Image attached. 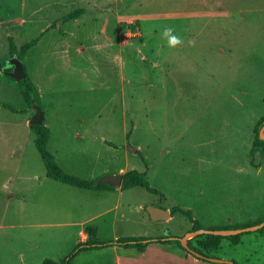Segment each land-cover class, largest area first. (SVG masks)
I'll return each instance as SVG.
<instances>
[{
    "label": "rangeland",
    "instance_id": "1",
    "mask_svg": "<svg viewBox=\"0 0 264 264\" xmlns=\"http://www.w3.org/2000/svg\"><path fill=\"white\" fill-rule=\"evenodd\" d=\"M117 7L123 43L116 38L114 46L92 50L88 59L80 60L89 79L70 69L63 54H48L54 36L70 38L73 47L101 43V21L112 18ZM81 8L87 10L85 23L65 27L64 17ZM23 9L29 22L25 26L1 23L18 19ZM46 21L54 27L47 30ZM165 26H173L184 44L169 48L162 35ZM109 32L114 34L115 28ZM37 39L39 44L22 61L40 87L37 103L52 130L49 150L64 171L91 179L107 171L137 170L158 193L124 191L119 209L110 211L118 204L117 195L95 204L86 195L66 191L59 193L56 215L27 217L26 225H62L77 221L71 212L86 219L101 211L106 212L103 217L87 223L99 229L100 243L142 235H189L197 245L195 238L206 240L203 235H210L209 230L264 219V150L254 147L264 120V0H0V120L15 123L0 125V149H16L26 144L28 135L40 158L35 134L24 127L36 99L29 105L21 81L10 76L17 57H11V41L20 51ZM188 40H195V45H188ZM63 119L73 123L66 133ZM4 134L17 137L6 142ZM39 162L45 176V164ZM153 205L190 210L199 223L195 232L201 234L194 235V222L181 213L153 221L147 210ZM5 207L0 203V215ZM18 210L12 203L9 220L2 221L0 264H42L47 258L60 262L75 251L78 230L29 228L30 234L22 235L19 228L13 229L22 224ZM51 233L56 242L49 241ZM249 238L243 237L245 245L240 247L224 240L210 258L242 260L255 248L264 250V243L250 246ZM109 247L87 253L103 257L86 255L84 260L106 264Z\"/></svg>",
    "mask_w": 264,
    "mask_h": 264
},
{
    "label": "crops",
    "instance_id": "2",
    "mask_svg": "<svg viewBox=\"0 0 264 264\" xmlns=\"http://www.w3.org/2000/svg\"><path fill=\"white\" fill-rule=\"evenodd\" d=\"M76 11H78L80 14L75 19L66 20V21L64 20L66 17H64L63 19L62 24L65 25V27H67L68 29L69 27H79L83 23H85V22H82V18L86 15V12H87L86 8H81ZM116 12L117 13L114 14L112 17L113 18L112 21H110L112 18L102 19L101 25H100L101 26L100 37L97 38V40H100L101 43H98V45H94L90 47V45L85 46L83 45L84 44L83 43V44H78V46L76 47H73V46H70V42H71L70 38L63 40V39H60L54 36L53 39H50V42H49L50 48H49L48 54L54 55V56H58L59 53L63 54L65 56V60L69 63L70 69L72 70L74 69L78 71L81 77L89 79V74L84 68H82V62H81L84 59H88V56L90 54L89 52L92 50H96V51L103 50L107 44L114 46L116 43L115 41L116 38H118L120 43H123L121 40L120 32H119V26L121 24V9L117 7ZM37 13L38 11H35L34 15H36ZM21 16H19L18 19H10V20L3 21L1 23L2 24L11 23V24H16V25L18 24L20 26H25L27 23H29L25 19V16H26L25 9L22 10ZM46 24L48 25L47 30L48 28L51 29L54 27V25H50L49 21H46ZM111 26L115 28L114 34L109 32ZM116 28L118 30L117 32H116ZM65 30H66L65 34L68 35V32H70V30L68 31L67 29ZM114 35H117V37H115ZM97 73L99 74L98 71ZM31 79L35 83L37 89L40 88L38 84L34 81V79L33 78ZM38 91L40 90L38 89ZM14 124L15 123H13L12 120H5V119L0 120V125L13 126ZM60 124L66 127V128H63V133H66L68 131L67 129L68 126L72 125L73 123H72V120L63 119L62 123ZM79 124L83 125V123L81 122H79ZM45 125L51 130L50 126L47 124V121L45 122ZM24 127L34 133V131L31 129L30 118L29 120L25 121ZM1 136L5 138L4 140L6 142L13 141L17 137L16 135H13V134L12 135L4 134ZM76 136L81 139L83 138V137H80L79 134H76ZM51 138H52V130H51V137L49 139V144H50ZM49 144H48V149H49ZM11 147H14V145H11ZM53 155L56 159V162L58 163L57 156L55 154ZM40 159H42L41 155L39 158L35 150L32 149V136L28 138V135H26V144L21 143V145L16 147V149H13L11 151L9 149H0V203H4L6 206L5 207L6 210L2 211L0 215V220H1L0 234L4 230V225H2L3 224L2 221L7 222L9 220L8 219V216H10L9 207L12 203L16 202L19 206V210L17 211V215H18L17 220L22 222V224L13 226V229L19 228L22 235H24V233L30 234L29 233L30 231H27L29 228L31 229L40 228L41 229L42 227H46V228L51 229V228L62 226V227L75 228L76 230H78L77 231L78 243L76 245H78L81 242L82 243L87 242L88 240V235L86 233L87 223L95 222L99 220L101 217H103V215H105L106 212L98 211L95 214H93V216L88 217L86 219L83 217L79 219L80 216L76 217L77 215L71 212L70 217L78 218L77 221H72L71 223H66L62 225L34 224L31 226H28L24 223V221L27 219V217L29 218L32 217L33 219H35L37 217L41 218L42 215H44L45 218L47 219H51L52 216L56 215L58 212L57 210L58 199L59 197H61L59 196V193L60 195H62L66 191H68L67 193L71 192L73 196L76 195L80 197L81 195H86L88 198L87 201L90 202V200H92L94 201L95 204H98L99 202H103V201L110 200V199L112 200V198L116 197L117 195L118 204H116L113 209H109L111 211V210L119 209V202H121V196L123 195L124 191H128V190H122L121 189L122 187L120 189H116L112 187L113 189H106V190L80 189L81 192H76V190H72L75 187H72L69 185L68 187H70L71 189L59 187L58 183L60 182H57L49 178L47 175V169H46V175L42 176V174L40 173V168L37 167L40 164L39 162ZM58 164L61 167L60 163ZM61 168L63 169V167ZM121 172L122 170L107 171V173L105 174L106 175H116V174H120ZM100 178L94 177V178L87 179V180L97 181ZM62 185H66V184H62ZM29 206H33V207L30 209ZM153 206H158V205H153ZM139 208L140 210H143L144 207L142 205ZM165 210H169V209H165ZM173 216H171V218ZM38 234L39 236H41L40 233H36V236ZM49 236H50L49 241H51L53 238L51 243L56 242L57 240L56 235H52L51 233ZM245 236L250 237L249 238L250 240L248 242L250 246L252 245L258 246L259 244L264 243L263 234L253 233V234H247ZM139 237L147 238V235H142ZM173 237H176V236H173ZM173 237H168V238L174 239ZM152 238H167V237H152ZM241 245H245L243 240L241 244L236 245V246L240 247ZM107 249L108 250L106 251L107 253L110 254V256H109V261L106 260V264H218V263L205 262L202 260H198L194 258L193 256L189 255L186 251H184L183 249H181L175 244L154 243V244L149 245L144 252H140L136 248H123L120 246H111ZM89 252L90 251L85 252L86 254L84 252H81L80 254H78V257L76 259L77 264H95V263H92L90 260H84L86 258L85 257L86 255H88L87 256L88 259H90V257L91 258L92 257H95V258L103 257V256L92 254V253L87 254ZM216 257L218 259H221L227 262L236 261L242 264H256L258 262L257 264L259 263L264 264V263H261V259L264 257V250L262 247L253 249L251 255L247 256L246 259H242V260H237L233 257H228V256H224V257L216 256ZM47 259H50V258H47Z\"/></svg>",
    "mask_w": 264,
    "mask_h": 264
},
{
    "label": "trees",
    "instance_id": "3",
    "mask_svg": "<svg viewBox=\"0 0 264 264\" xmlns=\"http://www.w3.org/2000/svg\"><path fill=\"white\" fill-rule=\"evenodd\" d=\"M79 12L75 11L72 14H70L68 17H66L64 20H73L76 17H78ZM39 42V39L33 40L31 42L25 43L20 51L18 50V47L14 44L13 41H11L10 44V53L12 56H17L19 59H23L24 56L33 48L35 47ZM2 68V67H0ZM24 71L26 74V78L23 79L20 83L24 86L23 89V95L25 101L31 105V101L33 98L37 100V102L40 103V94L39 91L33 82V80L27 75L26 68L24 67ZM6 74H9L10 70L5 69ZM1 105V103H0ZM260 128L264 127V120L259 124ZM31 129L34 131L36 135L35 144L36 147L42 157V160L45 164V167L47 169V175L49 178L75 187L79 189H92V190H106V189H113L109 185H99L96 182L97 181H91L87 179H82L78 176L71 175L69 173H66L56 162V159L54 155L49 151L48 144L49 139L51 137V130L46 126H31ZM255 149H261L264 150V140L261 139L260 136H258L255 145ZM134 188H141L146 189L147 191L151 193H158L156 189H153L149 183V180L147 178V175L145 173H142L137 170H132L129 172H126L123 175V184H122V190H130ZM172 216L176 215L178 213H181L185 216H187L191 221L194 222V228L193 232L199 230V223L193 219V214L190 210H184L181 208H173L171 211ZM264 222V219L260 220L257 223L254 224H244V225H238V226H226V227H217L214 230H238V229H244L251 226H256ZM86 233L88 235V240L85 243H79L75 249V251L67 256L64 260L60 262H56L52 259H46L42 264H73V258H75L78 254L85 251H94V250H100L108 246H120L123 248H136L140 252H144L147 247L154 243H160V244H175L184 251H186L189 255L193 256L194 258L198 260H202L205 262H210V254L217 251L220 248V244L223 240H230L233 245H239L242 243V239L247 234H263L264 235V228L260 229L253 233H244L236 236L231 237H223V236H215V235H203V238H206V240H202L201 236L196 237L195 239H199L198 244L195 245L191 241L188 242L189 247L192 249L193 252L200 254L202 257H199L189 250H187L185 247H183L181 243V238L179 237H173L174 239L167 238H143V237H126L119 239L117 241H111L109 243H100L98 241V234L99 229L96 226L89 225L86 228ZM233 264H242L236 261L232 262ZM223 264H229V263H223Z\"/></svg>",
    "mask_w": 264,
    "mask_h": 264
},
{
    "label": "water",
    "instance_id": "4",
    "mask_svg": "<svg viewBox=\"0 0 264 264\" xmlns=\"http://www.w3.org/2000/svg\"><path fill=\"white\" fill-rule=\"evenodd\" d=\"M12 62L14 64V71L10 73V76L15 78L17 81H22L23 79L26 78L23 61L19 59L18 57H15L13 58ZM32 113L33 115L30 120V125L31 126H44L45 121H46V115L42 107L37 103L36 100L32 101ZM261 134H262L261 138L262 140H264V127L262 129ZM96 183L99 185H109L113 188L120 189L123 184V174L105 175L102 178H100ZM147 210L153 221L169 220L172 216V213L170 212V210H165L159 206H150L147 208ZM263 228H264V222L259 225L251 226V227L244 228V229L229 230V231L209 230L206 233L210 235H215V236L231 237V236H236V235H240L244 233L256 232ZM199 234H201V232L194 233L195 236H198ZM188 241H189V235L184 238H181V243L183 247H185L187 250H189L193 254L199 257H202L200 254L192 251V249L189 247ZM209 261L213 263H218V264H223V263L233 264L232 262H227V261H224L218 258H209Z\"/></svg>",
    "mask_w": 264,
    "mask_h": 264
},
{
    "label": "clouds",
    "instance_id": "5",
    "mask_svg": "<svg viewBox=\"0 0 264 264\" xmlns=\"http://www.w3.org/2000/svg\"><path fill=\"white\" fill-rule=\"evenodd\" d=\"M175 28L173 26H165L162 30V35L167 39L169 48H176L177 46L183 45L184 41L175 34ZM188 45L194 46L195 40H188Z\"/></svg>",
    "mask_w": 264,
    "mask_h": 264
}]
</instances>
